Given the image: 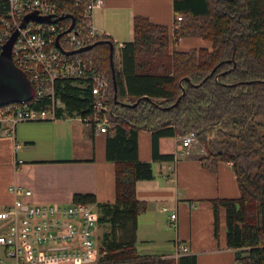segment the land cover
Returning <instances> with one entry per match:
<instances>
[{
  "label": "trees",
  "instance_id": "16d2710c",
  "mask_svg": "<svg viewBox=\"0 0 264 264\" xmlns=\"http://www.w3.org/2000/svg\"><path fill=\"white\" fill-rule=\"evenodd\" d=\"M56 1V15H74L69 33L80 46L99 41L76 55L90 57L94 71L109 79L105 158L114 163V200L100 202L90 192L72 195L74 203L94 204L97 224L107 225L99 243L102 264L172 263L140 254L135 246L136 218L146 209L135 184L153 176L151 162L138 157L140 130L151 133L154 160L174 159L173 153L160 152V138L194 131L204 150L202 166L213 170L219 161L231 162L239 194L211 200L213 233H218L223 207L226 244L236 250L233 264H264V0H172L171 25L135 14L133 37L121 45L106 34L87 33L91 0ZM70 22L68 16L57 19L58 32ZM66 36L61 34L62 47L76 48ZM185 36L200 37L210 46L177 49ZM55 90L64 103L58 116L92 117L89 86L62 79ZM136 100L133 106L123 104ZM178 264H195V257L180 256Z\"/></svg>",
  "mask_w": 264,
  "mask_h": 264
},
{
  "label": "crops",
  "instance_id": "0c3cea01",
  "mask_svg": "<svg viewBox=\"0 0 264 264\" xmlns=\"http://www.w3.org/2000/svg\"><path fill=\"white\" fill-rule=\"evenodd\" d=\"M135 14L171 25L172 0H104L92 10L91 23L121 45L133 37ZM199 46L210 42L185 36L176 44L181 50ZM106 132L107 127L97 130L75 114L20 121L13 135L0 134V209L12 202L10 185L30 189L29 196L21 195L30 203H69L76 192L112 202L114 163L105 158ZM187 148L179 137L160 138V152L173 153L174 159L154 160L150 131L138 132V157L151 162L153 176L135 184L136 197L146 202L136 218L135 246L140 254L171 256L180 240L189 246L181 256L193 255L195 264H233L236 250L226 244L224 208L218 209L215 236L211 203L239 194L231 162L219 161L210 170L200 162L204 150L198 142ZM172 211L175 226L168 224ZM178 258H170L171 264H178Z\"/></svg>",
  "mask_w": 264,
  "mask_h": 264
},
{
  "label": "built area",
  "instance_id": "2783aa9c",
  "mask_svg": "<svg viewBox=\"0 0 264 264\" xmlns=\"http://www.w3.org/2000/svg\"><path fill=\"white\" fill-rule=\"evenodd\" d=\"M0 2V52L10 34L17 30L11 47L13 63L20 68L33 86V95L27 101H12L0 105V134L13 135L17 122L35 119H55L58 111L64 110V103L56 93L55 83L68 80L79 85H87L93 96L92 117L79 116L84 122L93 124L97 130L108 126L109 79L102 72L94 71L90 57L66 54L58 37L59 48L55 43L58 24L55 21L28 20L20 27L23 16L29 12L38 15H57L56 0H6ZM104 0H91L86 7L91 16L95 7L103 5ZM178 19L180 16L177 17ZM67 33L65 40L69 45L79 47L75 33ZM87 33L98 35L90 22ZM78 53V52H77ZM35 101L42 103L38 108ZM185 152L197 137L189 131L179 137ZM13 194L12 202L0 209V246L5 259L12 264H102L96 241L97 210L90 203H30L21 195L29 196L30 189L9 186ZM168 224L176 225V212L169 214ZM189 251V246L180 240L174 243L171 256L156 255L157 259L178 257Z\"/></svg>",
  "mask_w": 264,
  "mask_h": 264
},
{
  "label": "water",
  "instance_id": "95a60500",
  "mask_svg": "<svg viewBox=\"0 0 264 264\" xmlns=\"http://www.w3.org/2000/svg\"><path fill=\"white\" fill-rule=\"evenodd\" d=\"M66 16L71 18L70 25L65 30L57 33L55 37L56 45L59 48H61L58 43V37L62 33L70 31L74 24V15H72L71 13L60 14V15H57L55 18L51 19V16L48 14L38 15L34 11L29 12L23 16V19L20 23V27L24 26L25 23L30 19L36 20V21H50V20L55 21L57 19H61ZM16 35H17V30H14L10 34L8 39L4 42L2 46V50L0 52V105H3L8 102H12V101H27L33 95V86L31 82L28 80L25 73L20 68H18L12 61L11 47L15 40ZM96 42H99V41H96ZM96 42L83 45V46H79V47H76L70 50H63V52L66 54L81 52V51L91 48V46L94 45ZM108 44H109L108 58H109V64H110L111 71H112V83H113V87L115 88L116 82L114 79V68H113V44L111 41H108ZM186 79L188 80V78ZM181 94H183V90ZM144 97L149 99L148 96H144ZM137 100L133 103H123V104L133 106L135 105Z\"/></svg>",
  "mask_w": 264,
  "mask_h": 264
},
{
  "label": "rangeland",
  "instance_id": "374dc122",
  "mask_svg": "<svg viewBox=\"0 0 264 264\" xmlns=\"http://www.w3.org/2000/svg\"><path fill=\"white\" fill-rule=\"evenodd\" d=\"M169 56V55H168ZM107 229V225L103 224V225H98L96 226V241L98 243V247H99V243H100V236L102 234L103 231H105ZM139 244V243H138ZM4 255V250L3 247L0 246V256ZM3 264H12V261L9 259H5Z\"/></svg>",
  "mask_w": 264,
  "mask_h": 264
},
{
  "label": "bare ground",
  "instance_id": "6f19581e",
  "mask_svg": "<svg viewBox=\"0 0 264 264\" xmlns=\"http://www.w3.org/2000/svg\"><path fill=\"white\" fill-rule=\"evenodd\" d=\"M84 86V85H83ZM86 87V86H85ZM41 108V107H40ZM30 121V120H29Z\"/></svg>",
  "mask_w": 264,
  "mask_h": 264
}]
</instances>
